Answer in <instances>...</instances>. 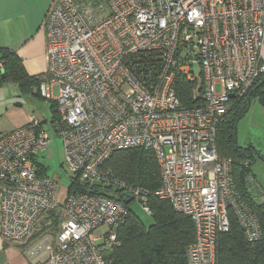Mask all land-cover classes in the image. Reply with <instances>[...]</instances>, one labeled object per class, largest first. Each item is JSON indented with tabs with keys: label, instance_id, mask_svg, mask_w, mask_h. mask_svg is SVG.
Listing matches in <instances>:
<instances>
[{
	"label": "built area",
	"instance_id": "2783aa9c",
	"mask_svg": "<svg viewBox=\"0 0 264 264\" xmlns=\"http://www.w3.org/2000/svg\"><path fill=\"white\" fill-rule=\"evenodd\" d=\"M45 27L48 70L39 93L56 104L51 125L63 141L66 170L82 184L111 186L112 193L68 192L60 204L56 182L40 174L36 161L49 132L32 116L0 136L4 239L26 243L40 220L53 215L45 228L54 226L55 233L29 246V259L114 264L129 204L140 203L152 217L151 196L195 224L191 264H216L229 210L249 240L261 239L259 219L238 191L233 160L219 156L217 141L221 120L264 77V0H51ZM2 71L0 62V77ZM176 72L202 87L200 104H182ZM127 150L156 155L162 184L154 194L102 169L112 154ZM256 189L253 200L264 206V189Z\"/></svg>",
	"mask_w": 264,
	"mask_h": 264
},
{
	"label": "trees",
	"instance_id": "16d2710c",
	"mask_svg": "<svg viewBox=\"0 0 264 264\" xmlns=\"http://www.w3.org/2000/svg\"><path fill=\"white\" fill-rule=\"evenodd\" d=\"M3 75L0 83H17L28 92L37 88L39 93V79L26 75L19 58L9 50H1ZM146 66L151 61L146 57ZM264 77L256 84L250 98L236 102L233 108L221 120L218 127V153L221 158L233 160V176L242 198L253 209L263 229L259 240H249L241 224L232 210H229L230 228L222 233L217 241L216 264H264V206L256 205L253 192L250 190L254 181L249 180L252 175L251 166L244 164L253 152L250 148L238 146L236 141L237 124L246 114L250 102L256 98L264 106ZM175 89L178 98L187 108L200 104L203 100L202 87L197 82L190 81L182 72H176ZM56 114V111H55ZM102 169L109 172L114 179L137 185L154 194L162 184L161 172L156 155L151 151L127 150L115 152L103 164ZM41 175L48 170L39 167ZM254 179V178H253ZM98 193L110 195L111 186L101 184H82L77 177H70L68 192ZM108 189L110 193L104 192ZM114 199L116 196H114ZM150 204L153 209L152 224L146 225L134 215L129 208V216L125 224L119 229V246L112 252L114 264H191L187 258V249L196 238V227L193 221L174 210L167 201L151 196ZM130 205V204H129ZM53 216V215H52Z\"/></svg>",
	"mask_w": 264,
	"mask_h": 264
},
{
	"label": "crops",
	"instance_id": "0c3cea01",
	"mask_svg": "<svg viewBox=\"0 0 264 264\" xmlns=\"http://www.w3.org/2000/svg\"><path fill=\"white\" fill-rule=\"evenodd\" d=\"M50 6L51 0H0V62L1 50H9L19 58L28 77L36 78L47 72L48 35L45 19ZM4 84L0 83V86ZM10 84L19 86L17 83ZM19 91L31 93L22 89ZM16 99V96H0V136L30 122L32 115L10 105ZM49 101L53 119L56 104ZM30 239L26 243L12 242L4 239L0 231V264H39L26 254Z\"/></svg>",
	"mask_w": 264,
	"mask_h": 264
},
{
	"label": "rangeland",
	"instance_id": "374dc122",
	"mask_svg": "<svg viewBox=\"0 0 264 264\" xmlns=\"http://www.w3.org/2000/svg\"><path fill=\"white\" fill-rule=\"evenodd\" d=\"M196 73H199L200 66L195 65ZM21 88L10 83H5L0 86V96L17 97L12 101L11 106L21 109L25 113L32 115L39 122H43L45 128L49 132L50 142L47 148L37 156L38 167H44L48 170L47 174L56 182V198L60 204H63L68 195V188L70 185L71 175L65 167V150L63 141L58 137L54 128L51 125L53 113L49 109V100L34 95L33 92L24 94L19 91ZM34 93L38 89H33ZM218 92L220 89L218 87ZM58 87L54 90L55 97L58 96ZM236 141L238 146L242 148H250L253 152L250 159L244 161V164L252 168V180L250 190L256 192V185L264 189V106L256 99L253 98L250 102V107L246 114L239 120L236 131ZM254 178V179H253ZM104 190V189H103ZM104 192L110 193L108 189ZM130 210L136 217L142 220L146 225L152 224V217L148 216L142 209L138 202H132L129 205ZM49 221L53 222V216H49ZM48 219L40 220L37 225L34 237L30 239L32 246L37 239H42L48 234L55 233L54 226L45 228L48 224Z\"/></svg>",
	"mask_w": 264,
	"mask_h": 264
},
{
	"label": "water",
	"instance_id": "95a60500",
	"mask_svg": "<svg viewBox=\"0 0 264 264\" xmlns=\"http://www.w3.org/2000/svg\"><path fill=\"white\" fill-rule=\"evenodd\" d=\"M2 75H3V73H2ZM260 85H261V86L264 85V80H263V82H261ZM232 97H234V95H232ZM131 200H132L131 196H126L125 199H124V201H125L126 204H129V202H130ZM263 215H264V213H263Z\"/></svg>",
	"mask_w": 264,
	"mask_h": 264
}]
</instances>
